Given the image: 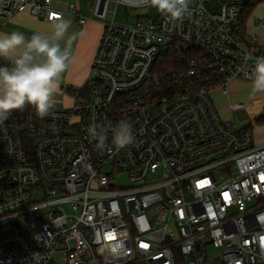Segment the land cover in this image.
I'll use <instances>...</instances> for the list:
<instances>
[{"label":"built area","instance_id":"2783aa9c","mask_svg":"<svg viewBox=\"0 0 264 264\" xmlns=\"http://www.w3.org/2000/svg\"><path fill=\"white\" fill-rule=\"evenodd\" d=\"M110 3L94 9L95 83L70 108L43 119L24 108L0 123V264H264V144L212 97L251 83L264 46L250 27H264L254 17L264 0H190L182 22L131 26L116 23L117 8L145 0H117L112 13ZM24 12L64 17L54 0H0V22ZM69 14L87 25L75 6ZM121 119L134 143L98 150L88 125Z\"/></svg>","mask_w":264,"mask_h":264},{"label":"clouds","instance_id":"9594fccd","mask_svg":"<svg viewBox=\"0 0 264 264\" xmlns=\"http://www.w3.org/2000/svg\"><path fill=\"white\" fill-rule=\"evenodd\" d=\"M145 6L154 8L172 24L191 14L190 0H145ZM71 25L70 20L58 17L52 22L50 36L34 33L26 38L18 31L0 33V58L10 62L0 66V123L26 106L34 107L41 119L51 115L62 74L74 60L71 44L77 34L69 35ZM61 41H66L63 47ZM251 91L253 95L264 93V57L256 59ZM86 132L100 151L120 152L135 141L133 126L124 119L115 124L93 120Z\"/></svg>","mask_w":264,"mask_h":264},{"label":"rangeland","instance_id":"374dc122","mask_svg":"<svg viewBox=\"0 0 264 264\" xmlns=\"http://www.w3.org/2000/svg\"><path fill=\"white\" fill-rule=\"evenodd\" d=\"M96 1L97 0H69L68 4L74 5L79 9L81 14H84L86 17L95 18L94 7ZM110 1V12L112 13L114 10H116L115 1L117 0ZM66 4L67 3H64L63 5ZM157 16H160V14L150 6L136 8L120 5L117 8L116 23L122 26H131L139 18ZM254 17L264 18V7L257 8L254 13ZM257 30H260L257 32V34L259 33L261 39L260 42L262 46H264V27L262 28V30L260 28H258ZM71 51L74 59L76 55H82L79 52L76 53L75 47L71 46ZM92 66L93 62L86 70L87 72L85 77L87 81L84 86H90V83L94 84L98 78V76L92 69ZM73 67L74 65L72 61L69 64V67L62 74L59 94L55 95V98L61 97L59 101L61 103H58V101L55 100V102L57 101L54 106V108L56 109H67L72 107L75 103V93L83 89L81 88L83 84H76L73 82L71 83V78L74 76ZM68 76L70 79L67 81ZM212 97L215 102L217 111L225 120L232 121L237 127L241 129L249 128L250 130H253L257 144H264V125H256L253 121L255 118L260 117L264 114V93H257L253 95L250 82L234 81L230 85L229 95L224 96L220 92H216L212 95ZM240 103H245L246 109L238 112L230 111L231 105ZM113 252L114 253L111 254L110 258L112 257L116 260H118V258L123 255V253H120L119 250H115Z\"/></svg>","mask_w":264,"mask_h":264},{"label":"crops","instance_id":"0c3cea01","mask_svg":"<svg viewBox=\"0 0 264 264\" xmlns=\"http://www.w3.org/2000/svg\"><path fill=\"white\" fill-rule=\"evenodd\" d=\"M68 2L69 0H54V7L56 8V10L61 11L64 14L63 19H67L72 22L71 28L69 29V35L73 33L77 34L76 39L72 42L71 46L75 47L76 53L79 52L82 55H76L75 59L73 60L74 76L71 78V83L73 82L76 84H83L81 87L83 88L84 84L87 81L85 77L87 72L86 70L94 60L103 34V23L94 17L89 18L82 14L88 19V23L84 28L80 29L77 25L75 18L69 14V7L74 5H69ZM64 3L67 4L63 5ZM262 28L263 27H261L260 29L262 30ZM250 29L256 34L258 31H260L257 30L258 27L254 26H251ZM12 31L21 32L25 34L26 38H30L34 33L50 36L52 33V23H48L44 20H39L33 17L30 13L24 12L15 15L11 20L7 22H0V33H11ZM257 35L259 36V33ZM65 42L66 41H61L62 47L65 45ZM0 61L9 62L4 58H0ZM69 76L67 77V81L70 79ZM56 94H59V89ZM60 98L61 97L54 99L57 100L58 103H61L59 102Z\"/></svg>","mask_w":264,"mask_h":264},{"label":"trees","instance_id":"16d2710c","mask_svg":"<svg viewBox=\"0 0 264 264\" xmlns=\"http://www.w3.org/2000/svg\"><path fill=\"white\" fill-rule=\"evenodd\" d=\"M177 61V57L176 56H173V55H169V58L167 59L166 57L164 59H162L160 61V64H161V71H166L168 70L170 67H173V65H175V62ZM9 65V62H6V61H0V66H8ZM165 66V67H164ZM85 87V86H84ZM26 109H35L34 107L32 106H26L25 107Z\"/></svg>","mask_w":264,"mask_h":264}]
</instances>
